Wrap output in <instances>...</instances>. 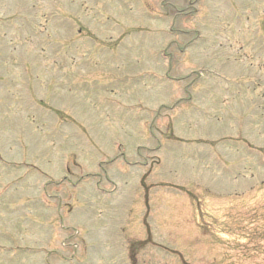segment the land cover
Masks as SVG:
<instances>
[{
    "label": "rangeland",
    "instance_id": "obj_1",
    "mask_svg": "<svg viewBox=\"0 0 264 264\" xmlns=\"http://www.w3.org/2000/svg\"><path fill=\"white\" fill-rule=\"evenodd\" d=\"M0 264H264V0H0Z\"/></svg>",
    "mask_w": 264,
    "mask_h": 264
},
{
    "label": "flooded vegetation",
    "instance_id": "obj_2",
    "mask_svg": "<svg viewBox=\"0 0 264 264\" xmlns=\"http://www.w3.org/2000/svg\"><path fill=\"white\" fill-rule=\"evenodd\" d=\"M188 3H189V4H191L192 2H191V1H189Z\"/></svg>",
    "mask_w": 264,
    "mask_h": 264
}]
</instances>
